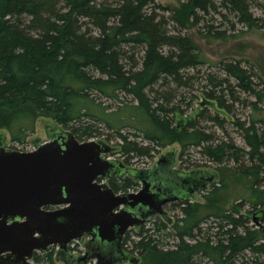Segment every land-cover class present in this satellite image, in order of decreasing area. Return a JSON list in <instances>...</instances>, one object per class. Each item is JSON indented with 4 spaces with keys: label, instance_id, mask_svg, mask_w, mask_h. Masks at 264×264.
Masks as SVG:
<instances>
[{
    "label": "trees",
    "instance_id": "obj_1",
    "mask_svg": "<svg viewBox=\"0 0 264 264\" xmlns=\"http://www.w3.org/2000/svg\"><path fill=\"white\" fill-rule=\"evenodd\" d=\"M252 3L264 11L259 0H185L172 17L187 28L198 24L199 12L221 15L222 7L250 27L264 29V16L253 17ZM148 4V0H0V129H8L14 143L24 144L37 118L44 115L81 141L101 134L112 139L115 132L128 162L153 157L159 147L174 142L190 143L211 160L234 161L241 173L260 179V184L264 124L258 122L264 119L248 126L236 122L244 146L233 139L216 141L214 133L199 128L193 119L183 129L174 125L171 113L178 106L173 99L179 88L189 85L191 69L203 60L192 36L170 32L165 16ZM222 63L225 77L206 78L213 84L208 97L227 108V93L233 103L242 92L262 99L247 68L238 61ZM124 96L133 99L122 102ZM111 100L121 104L112 109L106 102ZM252 105L258 107L257 102ZM128 126L137 131L134 138L126 133ZM109 184L116 192L140 185L130 175L111 177ZM223 188L226 185L215 187L205 205L189 199L174 202L171 209L180 208L182 213L177 221L170 225L157 216L151 227L129 230L125 248L141 254L143 264H236L243 258L244 264H264V225H250L249 216L235 214L239 212L207 210L223 198ZM54 249L35 252L33 261L58 264ZM247 252L254 256L251 263Z\"/></svg>",
    "mask_w": 264,
    "mask_h": 264
},
{
    "label": "water",
    "instance_id": "obj_2",
    "mask_svg": "<svg viewBox=\"0 0 264 264\" xmlns=\"http://www.w3.org/2000/svg\"><path fill=\"white\" fill-rule=\"evenodd\" d=\"M51 132L49 140H36L29 151L7 147L0 136V264H34L35 252H46L51 245L59 247V258L71 241L82 237L111 243L119 252L84 253L79 260L139 264L140 256L123 248L126 232L156 214L168 220L165 204L207 189L214 178L210 175L194 186L191 173L183 174L188 179L183 194L174 190L165 195L159 187L165 186L164 180L153 183L160 175L151 173L153 167L130 168L106 158L113 147L102 139L81 141L61 126ZM167 160L172 164L175 154L162 156L157 164ZM126 175L142 183L137 192L117 193L108 183L97 181Z\"/></svg>",
    "mask_w": 264,
    "mask_h": 264
},
{
    "label": "rangeland",
    "instance_id": "obj_3",
    "mask_svg": "<svg viewBox=\"0 0 264 264\" xmlns=\"http://www.w3.org/2000/svg\"><path fill=\"white\" fill-rule=\"evenodd\" d=\"M106 1L110 3L118 2V0ZM182 1L185 0H148L149 6L155 7L158 13L165 16V21L168 24L170 32H181L192 36L194 41L199 45L203 60V63L191 69L189 85L179 88L176 98L173 99V102H176L178 106L171 113V116L174 118V125L179 129H183L184 126L190 125L188 121L193 119L197 122L199 128L209 133H214L216 141L233 139L236 144L244 146L246 142L242 136V130L236 122L245 123L248 126L253 120H255L254 122H258V120L264 119V29L261 27H250L246 22L241 21L239 16H235V14L230 13L222 7L219 8L223 12L221 15L213 10L210 13L202 12V14L199 12L198 24L184 28L172 17L173 10L180 8ZM259 1L264 2V0ZM250 10L253 17L262 18L264 16L263 9L258 5L250 4ZM222 61H238L243 68H247L252 75L254 87L262 92V99L257 94L242 92L238 102L233 103L230 95L227 93L224 97L227 104L230 105V108H227L221 107L216 99L208 97L207 91L213 87V84L211 85L206 78L211 75L220 78L225 77V73L221 69ZM231 84L238 90V87L235 86L236 81L232 78ZM173 86L176 87V85ZM166 89L164 87V90ZM131 99H133V96L131 98L124 96L122 102H129ZM106 102L113 106L112 109L121 104L118 100ZM252 102H257L258 107L255 108ZM215 116H219V119H215ZM111 120H114V118L112 117ZM259 124H264V122H258ZM58 125L53 118L41 115L35 121L34 130L28 135L24 144L14 143L10 132L6 128L0 129V136L2 142L7 147L29 151L34 149L36 140L39 139L41 142L48 140L49 132L52 133V129H55ZM109 132L112 131L109 130ZM134 132L137 131L131 128V126L126 127V133L131 138L135 136ZM114 133H111L112 139H109L106 134L89 139H102L109 143L113 147V150L108 156L112 159L120 160L130 168H150L161 156H168L169 153H174L176 167L186 170L201 169L205 175L215 176V181L206 190L197 191L192 194L190 197L192 204H208V197L206 196L213 195L212 190H215V187L226 185V188H223L222 191L223 198L218 202L214 201L215 205L213 207L208 206L207 210L212 209L215 212H239L235 214L249 216L250 225H264V212L259 205L260 197L264 198V180L259 184L260 179H255L253 175L241 173L237 168V163L234 161L224 160L223 162H219L211 160L200 152V148H196L190 143L184 145L181 142H174L166 147H159L153 153V157H138L128 162L123 155L124 150H122V146L119 144L122 141L116 139ZM139 139L141 140V137ZM261 176L263 175L261 174ZM172 205L173 203L168 205L167 208L165 207V210L168 211L167 219L170 225L182 215L180 208L171 209ZM155 216L157 217V215ZM254 216L256 219H254ZM149 223H146L145 227H151ZM84 242L85 237L76 240L71 245L72 247L70 246L71 252L75 256L78 257L84 251ZM135 254L141 257L139 264H143L144 257L138 252H135ZM246 254L250 256L248 257L250 259H247L248 263H251L250 261L254 259H251V257H254L252 252H247ZM62 259L61 257L57 261L58 264H64ZM244 259L237 260L236 264H244ZM33 262L37 264L35 261Z\"/></svg>",
    "mask_w": 264,
    "mask_h": 264
},
{
    "label": "flooded vegetation",
    "instance_id": "obj_4",
    "mask_svg": "<svg viewBox=\"0 0 264 264\" xmlns=\"http://www.w3.org/2000/svg\"><path fill=\"white\" fill-rule=\"evenodd\" d=\"M173 161H172L173 162L172 164H170L168 162V160L164 161L162 163V165L160 162L158 164L155 163L154 165L157 164V166H155V167L153 166L152 171H151L152 174H155V175L160 174L156 179L153 180V183H155V184L161 183V181H159V178L164 180V182H162V183L165 186H163V187L159 186V187H160V192L164 193L165 195H173L172 193L174 192V190H177L178 196L183 194L184 188H185V182L188 180L187 177H185L183 174L191 173L189 178L194 181V183H193L194 186L202 184L207 178L210 177L208 175H205L203 170H201V169H194V170L188 169V170H186L184 168L176 167L175 160H173ZM195 171H201V172H195ZM120 178H124V177H120ZM213 180H214V178H213ZM211 182H213V181H211ZM197 191H198V189L195 190L191 194H194ZM177 201H181V200H175V201L169 202V203L165 204V206L167 207L168 205H170L174 202H177ZM143 209L146 210L147 208H143ZM124 237H125V235H124ZM124 237H123V248L126 250L125 244H124ZM90 239L91 238H89V237H85V242H84V247H83L84 251L82 252V254L86 253L87 255L91 256V255H97V254L103 252V253H108L110 255L116 256L117 252H119V248L114 247L111 243H99L98 241H96V242L95 241H89ZM71 245H73L72 242L69 244L68 250L62 252L63 256L60 255V257H59V258H61V257L63 258L62 261L64 264H97V258H95V259L89 258L88 260L85 258H83V259L81 258L79 260V257L82 254L78 255V257L75 256L71 252V249H70ZM58 253L60 254L59 249H58Z\"/></svg>",
    "mask_w": 264,
    "mask_h": 264
}]
</instances>
